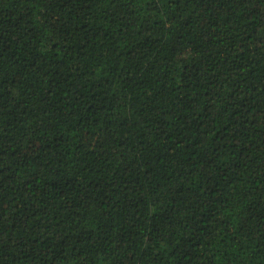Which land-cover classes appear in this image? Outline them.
Instances as JSON below:
<instances>
[{"label":"trees","instance_id":"trees-1","mask_svg":"<svg viewBox=\"0 0 264 264\" xmlns=\"http://www.w3.org/2000/svg\"><path fill=\"white\" fill-rule=\"evenodd\" d=\"M0 264H264V0H0Z\"/></svg>","mask_w":264,"mask_h":264}]
</instances>
